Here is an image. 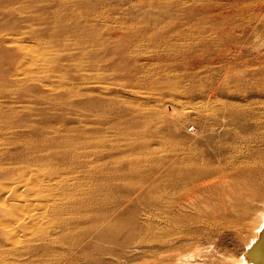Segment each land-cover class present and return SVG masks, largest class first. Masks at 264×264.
I'll use <instances>...</instances> for the list:
<instances>
[{
  "label": "rangeland",
  "instance_id": "obj_1",
  "mask_svg": "<svg viewBox=\"0 0 264 264\" xmlns=\"http://www.w3.org/2000/svg\"><path fill=\"white\" fill-rule=\"evenodd\" d=\"M170 2L0 0V165L41 158L40 190L60 206L45 205L49 220L37 232L13 228L15 245L5 233L12 227L0 224V264H162L148 244L128 247L122 228L116 244L95 238L107 224L86 233L96 206L112 209L108 181L119 186L116 211L126 224L124 213L142 206L134 198L143 194L122 201L137 171L159 163L178 136L206 127L200 114L264 98V31L241 32L253 25L246 14L232 16L235 29L223 35L192 31V9ZM232 4L220 8H240ZM17 174H1L0 186ZM135 235L146 236V223ZM223 241L212 247L218 255L243 247Z\"/></svg>",
  "mask_w": 264,
  "mask_h": 264
},
{
  "label": "bare ground",
  "instance_id": "obj_2",
  "mask_svg": "<svg viewBox=\"0 0 264 264\" xmlns=\"http://www.w3.org/2000/svg\"><path fill=\"white\" fill-rule=\"evenodd\" d=\"M136 1L150 5L171 1L189 6L192 9L188 17L189 21L192 20V31L223 35L235 29L232 16L242 17L244 14L253 25L241 32L248 34L264 31V0ZM226 3H233L240 8H220ZM198 5L201 8L194 14ZM248 99L244 100L246 103L242 104V110L225 106L224 111L219 108L220 111L214 114H200L199 119L207 121L206 127L197 131L192 139L185 135L178 136L175 144L167 146L159 163L147 167L141 173L137 171V181L124 192L126 194L122 201L131 203L134 194H143L142 198H134L142 206L129 213L123 211L129 220L123 225H120L116 211L121 204L116 199L119 186L111 183L114 178L110 179L109 194L114 197L110 200L112 209L100 213L105 203L96 206L100 210L92 216L95 222L87 228L86 233L95 232L107 224L109 228L96 232L95 238L116 244L121 237L119 228H122L126 233L121 239L126 237L128 247H132L130 245L135 241V249H139L141 244H148L147 247L151 248L155 256L160 255L159 262L162 264H264V98L254 101ZM39 159L37 163L20 166L0 165V175L18 171V179L0 186V212L10 215L14 211L19 212V215L15 214L18 216L0 220L2 226L6 222L8 227H12L5 231L11 243L14 237L20 238V233L13 228H32L37 232L44 220H49L45 219L48 216L45 214L46 206L50 211L60 207L55 203L54 196L49 199L50 195L43 194L41 191L44 189L40 190L44 168H36ZM51 175L49 173L46 178L51 179ZM81 190L83 196L86 194L87 197L89 192L83 188ZM8 196L10 200H6ZM30 196L32 198L29 200ZM32 200L38 202L34 204ZM91 207L95 209L93 203ZM74 221L75 218L72 219ZM144 223L146 236L135 235V231L139 233L142 230ZM225 236L243 241V247L238 253L225 251L218 255L212 249L213 246L218 248Z\"/></svg>",
  "mask_w": 264,
  "mask_h": 264
}]
</instances>
